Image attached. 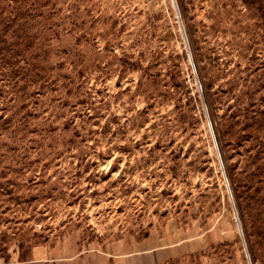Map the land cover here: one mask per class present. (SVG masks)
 <instances>
[{
    "label": "rangeland",
    "instance_id": "obj_1",
    "mask_svg": "<svg viewBox=\"0 0 264 264\" xmlns=\"http://www.w3.org/2000/svg\"><path fill=\"white\" fill-rule=\"evenodd\" d=\"M0 264H264V0H0Z\"/></svg>",
    "mask_w": 264,
    "mask_h": 264
}]
</instances>
